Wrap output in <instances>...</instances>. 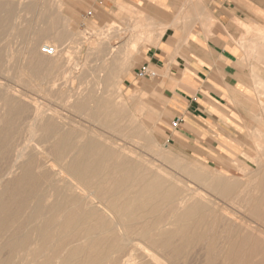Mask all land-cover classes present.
I'll return each mask as SVG.
<instances>
[{"label": "bare ground", "instance_id": "1", "mask_svg": "<svg viewBox=\"0 0 264 264\" xmlns=\"http://www.w3.org/2000/svg\"><path fill=\"white\" fill-rule=\"evenodd\" d=\"M57 16L40 17L19 57V71L46 82L51 100L0 83V264H264V142L254 157L241 153L252 165H236L238 174L179 158L169 159L174 168L157 164L145 125L158 109L137 91L124 98L120 75L166 27L134 23L121 43L99 44L98 78L75 90L58 78L87 68L68 67ZM13 17L0 1V52Z\"/></svg>", "mask_w": 264, "mask_h": 264}, {"label": "rangeland", "instance_id": "2", "mask_svg": "<svg viewBox=\"0 0 264 264\" xmlns=\"http://www.w3.org/2000/svg\"><path fill=\"white\" fill-rule=\"evenodd\" d=\"M0 1H10L14 6V17L10 19V26L6 28L1 42L2 50L0 54L3 64L0 71V83L4 85L6 83V85H11L15 89L18 88L17 90L25 94L28 93V96L31 95V98L40 99L39 101L42 103L51 100L50 95L54 91L49 89L47 92L46 82L41 84L40 81H30L27 75L19 71L21 50L25 41L33 37L32 31L37 26V23L40 22L42 15H58L59 22L57 29L64 30L68 34L70 40L60 45V47L64 46L67 52L68 67L76 68L82 64L87 68L84 75H75L72 69L71 73L61 74L58 78V84L71 87V89L74 88L75 90L78 87L92 88L94 80L98 78L101 61L99 53L95 48L99 44L106 47L121 43L122 40H125L132 34L131 27L134 23L148 24V26H154L155 23L154 19L148 17L150 10H153L152 7H143V5L136 7L119 0H113L109 4V7L104 10L93 7L92 0H61L60 8L55 7L56 2L54 0H20L25 7L22 4H18L19 0ZM179 1L176 0L175 3H172L171 9H167V16L178 18L180 13L190 12L193 8L209 11L205 7L206 4L203 0H183L181 3ZM245 7L247 9L246 14L251 16V21L248 25L241 24L245 32L240 36V39L244 60L251 61L252 64V91L249 107L241 109L240 114L236 117L239 121L225 124L226 132L232 133L235 137V140H232V142H236V146L232 144L221 146L216 139L217 137L205 138L200 136L169 139L171 136L166 130V123H161L160 121L161 119L163 120L162 116H169L165 109V95L163 94L162 87L160 88L155 85V79L144 78L137 80V83H135L136 80L132 77L133 69L139 66L142 59L141 51L146 41L141 44L140 51H134V63L129 71L121 73L120 88L124 98L129 97L136 89H139L140 98L149 101L158 108L159 120L145 125V128L151 135V140L159 146H156L160 152L159 155H153L155 162H158L157 164L162 163L167 168H174L170 165L169 159L179 158L188 164L203 162L205 165L209 164L215 168L222 169L220 166L225 167L226 170L223 169V171L228 175L239 173L236 165L246 167L252 165V162L241 153L244 152L250 157H254L256 156L255 143L264 142V0H252L251 3H246ZM155 11L156 13L160 12L157 9ZM152 29L154 30L155 28L153 27ZM119 35L123 36V38H117ZM42 47H44V43L40 42L38 50ZM6 55H10L11 57H6ZM79 61L82 62L80 63ZM39 86H44L45 88L43 87L42 90L38 91ZM165 86H168L170 89L173 88L169 84ZM3 113L0 102V117L2 116L1 118L5 119L6 114ZM169 119L165 120L168 121ZM249 126L251 130H249ZM18 128L19 134L26 136L25 126L21 124ZM32 137L36 138L37 135L34 136L33 134ZM165 150H169L171 153ZM228 157L232 158L233 161L229 160ZM262 157L264 158V156ZM231 162L234 166L231 165ZM137 261L138 259L134 258V260L127 264H135V262L137 264Z\"/></svg>", "mask_w": 264, "mask_h": 264}, {"label": "crops", "instance_id": "3", "mask_svg": "<svg viewBox=\"0 0 264 264\" xmlns=\"http://www.w3.org/2000/svg\"><path fill=\"white\" fill-rule=\"evenodd\" d=\"M112 1L92 0V5L104 10ZM119 1L152 7L148 17L155 20V29L156 25L166 27L161 36L145 43L132 77L135 83L147 78L136 75L141 66L154 71L150 79L165 95L169 116L160 121L166 123L169 139L217 137L221 146H236L225 124L238 122L241 109L250 105L252 64L244 60L240 36L244 34L241 24L251 21L245 4L252 0H203L209 11L193 8L178 18L166 15L176 0ZM136 91L140 96V90Z\"/></svg>", "mask_w": 264, "mask_h": 264}, {"label": "built area", "instance_id": "4", "mask_svg": "<svg viewBox=\"0 0 264 264\" xmlns=\"http://www.w3.org/2000/svg\"><path fill=\"white\" fill-rule=\"evenodd\" d=\"M90 14V12H89ZM42 52L45 54H53L54 48L52 46H44L41 48ZM136 75L138 77H153L155 75L154 71L148 69L146 66H141L139 69L136 70Z\"/></svg>", "mask_w": 264, "mask_h": 264}]
</instances>
